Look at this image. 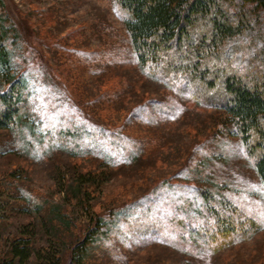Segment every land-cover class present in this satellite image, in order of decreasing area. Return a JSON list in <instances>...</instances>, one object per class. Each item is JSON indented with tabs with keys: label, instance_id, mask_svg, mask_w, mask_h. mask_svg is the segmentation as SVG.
Segmentation results:
<instances>
[{
	"label": "rangeland",
	"instance_id": "obj_1",
	"mask_svg": "<svg viewBox=\"0 0 264 264\" xmlns=\"http://www.w3.org/2000/svg\"><path fill=\"white\" fill-rule=\"evenodd\" d=\"M124 19L117 0H0L29 88L0 131V264L20 240L28 264H264V184L223 90L145 69Z\"/></svg>",
	"mask_w": 264,
	"mask_h": 264
},
{
	"label": "trees",
	"instance_id": "obj_2",
	"mask_svg": "<svg viewBox=\"0 0 264 264\" xmlns=\"http://www.w3.org/2000/svg\"><path fill=\"white\" fill-rule=\"evenodd\" d=\"M117 2L145 69L158 72L160 77L184 72L210 91L223 90V109L264 184V0ZM7 34L1 24L0 131L12 128L22 118L29 91L22 77L14 80L10 76L12 58ZM247 38L251 39L249 46ZM231 59L239 64L235 71L229 63ZM258 60L261 65H256ZM220 62L226 67L219 68ZM198 193L221 232L235 231L232 217H225L214 207L233 205L218 195ZM238 210L236 206L234 214ZM87 241L88 236L82 244ZM11 254L2 264H28L33 256L30 241L15 242Z\"/></svg>",
	"mask_w": 264,
	"mask_h": 264
}]
</instances>
